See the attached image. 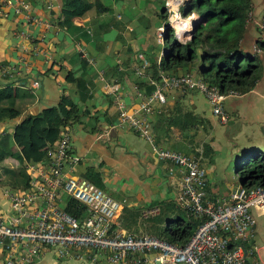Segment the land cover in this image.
Instances as JSON below:
<instances>
[{
	"label": "crops",
	"instance_id": "0c3cea01",
	"mask_svg": "<svg viewBox=\"0 0 264 264\" xmlns=\"http://www.w3.org/2000/svg\"><path fill=\"white\" fill-rule=\"evenodd\" d=\"M28 1L34 14L49 22L51 28L44 32L14 16L0 18V89H6L13 96L30 91L36 100L27 111L0 124V135L12 134L15 125L25 116L58 105L64 93L77 104L81 113L85 112L81 117L82 124L75 123L71 130L73 148L70 157L78 159L74 175L82 178L88 169H92L100 190L123 208L139 211L143 219L149 218L144 213L159 210L163 202L174 201L181 178L179 169L158 158L150 145L129 129L113 130L108 140H97V135L111 131L117 123L114 95H119L129 109H135L139 104V95H147L138 88V84L144 81L136 69L141 64L139 56H149L152 50L150 41L136 39L137 34L132 35L129 27L121 22V15L114 14V11L89 13L79 21V26L66 32L60 26L58 0ZM47 2L51 3V10L47 9ZM250 4L251 18L241 48L260 63V77L249 92L224 100L228 123L220 124L206 97L195 90L168 92L166 103L155 105L150 116L156 145L199 160L205 170L209 198H226L236 188L243 187L231 176L235 156L239 160L264 158V52L254 54L257 42L261 40L259 26L263 20L264 0H251ZM21 31H25L28 38L20 37ZM155 45L158 46L155 55L159 58L162 48ZM35 49H39L42 55ZM198 64L199 61L197 68ZM6 68H14L16 72L8 81L2 82L1 72ZM68 72L85 82L81 91L74 83H67ZM190 73L201 78L196 68ZM34 83H37L36 87ZM240 154L244 157L239 158ZM8 192L3 189L0 193V210L6 216L9 215ZM122 214L123 209L120 217ZM255 217V241L263 246L264 213H255ZM119 226L126 230L120 223ZM132 230L138 232L143 228L133 227ZM5 257V251L0 248V264ZM100 259L103 257L94 264H102ZM34 264L91 263L59 258L54 249L48 248ZM256 264H264L262 253L256 257Z\"/></svg>",
	"mask_w": 264,
	"mask_h": 264
},
{
	"label": "built area",
	"instance_id": "2783aa9c",
	"mask_svg": "<svg viewBox=\"0 0 264 264\" xmlns=\"http://www.w3.org/2000/svg\"><path fill=\"white\" fill-rule=\"evenodd\" d=\"M170 1L175 36L190 38L192 28L202 18L193 13L184 19L180 6L187 4L186 0ZM47 9L51 7L47 5ZM10 16L44 32L51 28L49 22L34 14L28 0H0V17ZM193 18L190 31L180 33ZM259 27L264 41V26L261 23ZM19 36L28 38L25 31ZM35 52L41 53L39 49ZM260 52L264 51L258 47L254 50V54ZM82 56L85 57L83 52ZM139 58L141 64L136 73L142 81L154 86L153 91L139 95L141 100L135 109H129L119 95H114L117 123L111 131L97 135V140H108L113 130L129 129L144 139L158 158L177 167L181 178L174 202L199 221L196 232L180 247L143 231L121 229L118 221L123 205L86 179L74 175L78 159L70 157L71 132L65 131L48 150L45 162L26 166L28 189L6 194L9 215L0 210V248L6 253L2 264H34L48 248L54 249L59 258L91 264L101 256L102 264H256L259 253L264 255V245L259 246L255 241V213H264V188L239 187L226 198H209L205 170L199 160L183 152L160 148L155 144L150 124L154 106L165 104L168 92L195 90L206 97L213 116L225 125L229 118L223 102L237 94L221 93L192 73L174 75L161 71L157 80H153L146 72L148 60L142 55ZM15 72L14 68H6L1 78H9ZM106 88L110 90L108 85ZM65 198L84 206L87 216L78 221L65 212L62 206ZM158 213L159 210H149L144 216Z\"/></svg>",
	"mask_w": 264,
	"mask_h": 264
},
{
	"label": "trees",
	"instance_id": "16d2710c",
	"mask_svg": "<svg viewBox=\"0 0 264 264\" xmlns=\"http://www.w3.org/2000/svg\"><path fill=\"white\" fill-rule=\"evenodd\" d=\"M58 1L60 26L66 32H71L79 26V21L89 13L113 12V9L104 4L105 0ZM250 1H190L189 13H196L202 21L197 24L195 32L186 44H179L172 31L167 29L159 62L155 55L158 46L151 41L152 50L149 56L144 54L149 62L147 74L151 79L157 80L161 71L181 75L196 68L198 77L204 80L211 78L213 85H209L216 87L221 93L243 95L249 92L260 77L261 67L255 56L241 48L246 25L251 18ZM158 15L166 21L162 10ZM262 24L264 26V14ZM257 47L264 51V41L257 42ZM1 79L2 82L9 80L8 77ZM65 80L67 83H74L78 91L84 88L85 82L76 78L72 72L66 73ZM138 88L149 95L154 86L144 82L138 84ZM35 100V95L30 91L13 96L6 89H0V124L27 111ZM84 114L85 112L81 113L77 104L63 93L58 108H46L39 114L27 115L15 125L12 134L0 135V193L3 189L15 193L26 191L29 187L26 166L45 162L48 150L59 141L63 132H71L75 123L82 124L81 117ZM236 171L243 187L264 188V158L246 157L238 160ZM82 178L100 188L92 169H88ZM62 206L65 212L78 221L87 216L85 207L72 198H65ZM140 218L142 214L139 211L123 208L118 222L128 231L133 227H142L143 232L180 247L191 239L199 225V221L192 219L174 201L161 203L157 215L142 218L139 223Z\"/></svg>",
	"mask_w": 264,
	"mask_h": 264
},
{
	"label": "rangeland",
	"instance_id": "374dc122",
	"mask_svg": "<svg viewBox=\"0 0 264 264\" xmlns=\"http://www.w3.org/2000/svg\"><path fill=\"white\" fill-rule=\"evenodd\" d=\"M87 1L92 2L93 0ZM190 1L192 0H186L188 3H190ZM47 4L52 9L51 3L47 2ZM104 4L113 9L114 14L119 13L121 15V22L126 27H129L128 31H130L132 35H134V33L137 34V36L134 35L136 39L142 40L147 38L150 40L149 43L152 41L154 45L157 44L161 48L164 44L166 30L170 29L175 40L179 44H186L190 40V38L187 37L175 36L176 32L174 28H172L173 24L170 21V0H105ZM189 8V4L180 6L181 16L184 19H187L193 14L189 13ZM160 10H162L163 15L166 16V21H163L159 17L158 13ZM139 54L140 51L137 55ZM159 56H161V54ZM205 81L213 85V80L211 78H207ZM239 156V158L244 157L241 154ZM238 160L239 159L235 156L231 165V176L237 180V183L241 182L240 176H236V165Z\"/></svg>",
	"mask_w": 264,
	"mask_h": 264
},
{
	"label": "bare ground",
	"instance_id": "6f19581e",
	"mask_svg": "<svg viewBox=\"0 0 264 264\" xmlns=\"http://www.w3.org/2000/svg\"><path fill=\"white\" fill-rule=\"evenodd\" d=\"M181 1H185V0H175L176 3H177V2H181ZM193 23H194V18L191 19V20L189 21V23L186 24V25H187L186 28L183 29V30H181L180 33H184V31H190L191 27L193 26Z\"/></svg>",
	"mask_w": 264,
	"mask_h": 264
},
{
	"label": "water",
	"instance_id": "95a60500",
	"mask_svg": "<svg viewBox=\"0 0 264 264\" xmlns=\"http://www.w3.org/2000/svg\"><path fill=\"white\" fill-rule=\"evenodd\" d=\"M196 26H197V24L194 25V27L192 28V30H191V34L195 32V30H196ZM47 108H58V105L55 104V105H53V106H51V107H47ZM236 174L238 175L237 171H236Z\"/></svg>",
	"mask_w": 264,
	"mask_h": 264
}]
</instances>
